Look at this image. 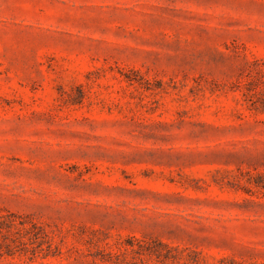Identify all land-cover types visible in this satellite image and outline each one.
Instances as JSON below:
<instances>
[{
  "label": "rangeland",
  "instance_id": "374dc122",
  "mask_svg": "<svg viewBox=\"0 0 264 264\" xmlns=\"http://www.w3.org/2000/svg\"><path fill=\"white\" fill-rule=\"evenodd\" d=\"M264 0H0V264H264Z\"/></svg>",
  "mask_w": 264,
  "mask_h": 264
},
{
  "label": "trees",
  "instance_id": "16d2710c",
  "mask_svg": "<svg viewBox=\"0 0 264 264\" xmlns=\"http://www.w3.org/2000/svg\"><path fill=\"white\" fill-rule=\"evenodd\" d=\"M258 186L264 188V184L263 183H257Z\"/></svg>",
  "mask_w": 264,
  "mask_h": 264
}]
</instances>
